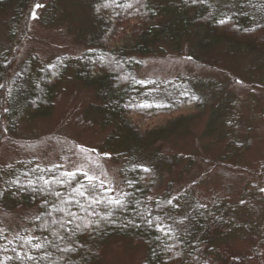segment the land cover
I'll return each mask as SVG.
<instances>
[{
    "label": "trees",
    "instance_id": "1",
    "mask_svg": "<svg viewBox=\"0 0 264 264\" xmlns=\"http://www.w3.org/2000/svg\"><path fill=\"white\" fill-rule=\"evenodd\" d=\"M34 2L0 0V15H9L6 25L10 39H14L20 21L25 25L26 20L31 19ZM105 3L107 7H102ZM128 3H132L133 7H124ZM87 6L89 25L79 34L85 47L79 56H60L46 65L39 64L35 57L30 56L15 75H10L15 56L6 60L5 55H0V84L4 85L0 88V124L5 117L11 120L15 115L25 114L31 119L49 117L53 111V100L69 82L91 90L95 100L92 110L100 127L108 130L103 151L118 165L123 192L131 193L128 199L132 201V206L115 225L102 223L99 229L90 233L76 230L71 241H57L60 247L65 244L74 247L72 252H60L49 245L47 252L51 253L50 260H40L43 250L37 252L25 246L23 251L37 257L34 262L13 259L6 264H99L104 249L115 240L141 246L144 249L142 264H213L219 260V252L224 246L250 232H260L258 245L262 246L264 192L258 189L243 193L240 198L243 204L235 207L221 200L211 206L193 203L186 207L173 196L170 186L166 187L160 198L149 199L154 159L145 157L142 152L164 138L165 134L175 131V126L181 120L174 118L150 127H144L140 120L173 116L189 105L200 109L201 102L194 86L185 78L139 79L135 70L139 66L137 58L171 54L197 61L201 55L222 48L223 54L254 56L255 59L249 56L248 60L256 64L254 67L261 72L259 77L264 83V0H233L224 7H220L215 0L195 4L192 0L179 3L166 0H139V3L136 0H118L116 3L113 0H89ZM221 19L228 22L218 23ZM24 25L20 42L26 38ZM237 110L235 106L227 110L224 133L238 131ZM227 125L231 127L226 128ZM229 147L227 151L233 154L231 150L237 147L234 143H230ZM137 165L140 167L133 170ZM34 168L39 169L31 162H23L2 171L0 193L6 204L35 207L39 214H43L47 211L43 205L44 197L12 184L16 175H20L26 183L22 173ZM141 168L150 171L144 172ZM62 172L65 171L59 167L54 169L53 174ZM76 173V181L87 185L81 172ZM53 174L43 173L49 179ZM76 181H72L71 187H55L67 194L76 186ZM261 188H264V183ZM173 197L176 199L170 206L166 201ZM256 198L261 201L254 204ZM137 199L141 202L139 206L135 205ZM137 208L145 214L146 209H151L153 215L172 225L175 234L169 238L146 225L140 228L125 226V217L142 223L136 215ZM73 210L78 211L75 208ZM97 210L101 211V215L104 214L101 206ZM177 220H183V225L177 226L174 223ZM39 224L40 221H32L33 233L41 240L44 236L53 240L51 233L45 232L43 227H37ZM73 228L74 225H69L70 232ZM18 245L19 242L13 238V244L8 246L7 252H0V257L14 256L11 249L18 248ZM169 247L172 252L168 251ZM258 250L253 253L255 261H260Z\"/></svg>",
    "mask_w": 264,
    "mask_h": 264
},
{
    "label": "rangeland",
    "instance_id": "2",
    "mask_svg": "<svg viewBox=\"0 0 264 264\" xmlns=\"http://www.w3.org/2000/svg\"><path fill=\"white\" fill-rule=\"evenodd\" d=\"M232 1L215 0V3L224 7ZM88 2L35 0V5L43 7H35V19L28 18L25 25L19 22L14 39L8 37L9 15H0V55H5L6 60L15 56L10 75H15L30 56L44 65L60 56H79L85 49L79 34L89 25ZM23 25L26 38L20 42ZM221 49L205 53L197 61L171 54L137 58V78H185L194 86L201 102L200 109L189 105L173 116L140 120L144 127L159 126L174 118L181 120L175 131L142 152L154 159L151 199L160 198L170 186L173 196L186 207L193 203L211 206L217 200L235 207L243 204L240 200L243 193L260 190L264 183L261 72L248 60L255 59L254 56L223 54ZM94 104L91 90L69 82L53 100L49 117L31 119L25 114L15 115L11 120L5 117L0 124V173L23 162L39 168L60 165L63 171L73 172H79L77 168L81 167L83 171L95 172L105 182L110 181L117 192L123 191L118 165L103 151L108 130L98 124L92 110ZM232 106L239 113L238 131L224 133L227 110ZM230 143L237 147L231 150L233 154L227 151ZM93 163L99 167H93ZM2 200L0 195V228L8 239L17 233H33L32 221L39 214L38 209L10 205ZM258 200L261 201L254 199V204ZM259 234L250 232L224 246L219 260L213 264H264V244L258 245ZM256 249L260 261H255L253 256ZM143 259L141 246L115 240L106 246L99 264H142Z\"/></svg>",
    "mask_w": 264,
    "mask_h": 264
},
{
    "label": "snow or ice",
    "instance_id": "3",
    "mask_svg": "<svg viewBox=\"0 0 264 264\" xmlns=\"http://www.w3.org/2000/svg\"><path fill=\"white\" fill-rule=\"evenodd\" d=\"M114 3L118 0H113ZM187 2V0H185ZM204 3L205 0H192V3ZM139 3V0H136ZM36 8L43 7V5L36 4ZM102 7H107L105 3ZM126 8H132L133 4L128 3L124 5ZM31 18L35 19V14H31ZM228 21L226 19H221L218 21L220 24H225ZM118 63V61H117ZM136 83H141V81H136ZM4 85L0 84V88ZM196 99V97H193ZM140 107H147V105H140ZM61 167L60 165H53L52 168H39L30 169L22 173L25 181L21 180L20 175H16L12 180V184L17 186L19 189L27 191L31 190L33 193L39 194L44 197L43 205L47 207L46 213L38 214L34 217L36 221H40L37 227H43L45 232L51 233L54 237L53 240H49L47 236H44L42 240L38 238L34 233H29L28 235L15 234L14 240L19 242L18 248L13 247L11 251L15 254L14 256H4L0 257V264H6L7 261H12L13 259L21 261L26 259L27 261L34 262L37 257L29 254L28 251H23L25 246H29L30 249L40 252L43 250L44 254L39 257L40 260H45L51 258V253L47 252V246H51L60 252H72L74 247H70L65 244L64 247H60L57 241L68 240L71 241L72 237L76 234V230L88 231L89 233L95 231L101 227V224L115 225L119 220L121 215H123L128 207L132 206V201L128 199L131 193H125L122 190L117 192V189L111 186V182H105L101 180L95 172L83 171L81 167L77 168V171L81 172L84 178L87 180V185L76 181L77 173L73 171H65L60 174H53L55 168ZM93 167H99V165L93 163ZM140 166H134L139 168ZM144 172H149L148 168H141ZM31 172V176H30ZM39 172L40 174H37ZM53 174L51 179L47 178L43 173ZM103 175H107L103 173ZM72 181H76V186L72 187V191L64 194L62 193L56 185L60 187L72 186ZM129 186H131V181H129ZM103 189V191H101ZM264 192V188L260 189ZM110 193H113L110 195ZM2 195V193H0ZM151 199V198H149ZM176 198H170L166 201L168 205H173V201ZM58 201V203L56 202ZM140 201L135 200V205L139 206ZM159 205V202H156ZM98 206L102 207L103 215L101 211L97 210ZM78 209L75 211L73 209ZM57 213L59 215L54 216ZM83 213L84 215H80ZM136 215L140 218L142 223L137 220L125 217L124 224L132 225L136 228H140L144 225L153 229L156 232L162 233L163 235L171 238L175 233L173 231L172 225L166 224L162 218H158L153 215L151 209H146V214L141 213L138 208L136 210ZM90 217H95L96 219H90ZM151 217V218H149ZM177 226L183 225V220H177L174 222ZM69 225H74L72 231H69ZM68 234V235H65ZM0 241H7V243H0V252H7L8 246L13 244V239H8L7 234L3 228H0ZM169 252H172V248H168Z\"/></svg>",
    "mask_w": 264,
    "mask_h": 264
}]
</instances>
